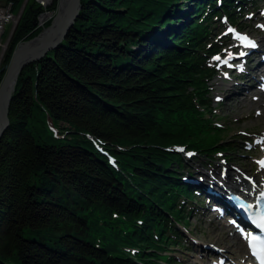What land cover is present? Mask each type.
<instances>
[{
  "label": "trees",
  "instance_id": "trees-1",
  "mask_svg": "<svg viewBox=\"0 0 264 264\" xmlns=\"http://www.w3.org/2000/svg\"><path fill=\"white\" fill-rule=\"evenodd\" d=\"M255 1L80 0L64 39L19 73L8 107L0 264H171L163 252L182 246L178 225L197 198L176 150L234 148L212 117L210 25L239 26ZM25 2L13 0L0 81L15 47L51 24L37 27L42 9Z\"/></svg>",
  "mask_w": 264,
  "mask_h": 264
},
{
  "label": "rangeland",
  "instance_id": "rangeland-1",
  "mask_svg": "<svg viewBox=\"0 0 264 264\" xmlns=\"http://www.w3.org/2000/svg\"><path fill=\"white\" fill-rule=\"evenodd\" d=\"M30 3L31 0H26L25 6ZM255 4L256 11L247 14L245 18H242L238 29L249 33L256 40H264V0H257ZM56 9L52 12L50 11L52 16L49 20L53 19ZM252 10L253 8L250 7L247 8L245 12ZM43 26L44 24L41 27L37 25V27L40 28H43ZM210 28H214L211 31L212 35L210 38L218 44L221 50L219 52L220 56L214 57L213 61L216 63L219 62L220 64V61L223 59H228L224 65H218L216 76L209 83L210 101L212 102L213 109L212 117L221 130V133L219 134L221 144L224 147L233 146L234 148L233 151H229L228 153L220 152L208 156L196 153L187 157L185 153H182L183 169L181 171V179L185 176L187 178L190 177L196 179L195 170L208 171L217 164L220 166L216 168V176H220L222 171L227 173L226 169L228 168L230 170V167V171L233 174H236L239 178H245L246 176L252 179L257 172H259L261 176H264V169L259 166L260 159H263L264 157V109L260 105H254L249 109L248 104L237 103L244 99L246 94L244 91L237 92L232 97L226 99V101H222L225 97L227 88L231 85H233L234 90H237L235 87L241 86L240 83L244 84L241 86V88H244L245 85L246 87H249L250 82L248 80H238L234 77L240 73L238 67L235 70L233 69V65H236L235 63L239 65L240 61L232 62L238 58L237 54L239 53V50L236 48L234 49L236 52H232L234 46H236V42L234 38H232V35L228 36L226 34V28H228L227 23L220 20H214L212 25H210ZM1 57L2 56H0V64L2 61ZM217 57L219 59H217ZM255 61H247L246 65L253 67ZM256 71L257 70H254V75L255 73H258ZM222 83H224V85ZM252 90L253 89H249L248 95L255 99L257 96L251 94L255 93L251 92ZM225 104L230 105L231 108L225 110L223 107ZM200 201H203V203ZM183 202L185 201L182 200L181 203ZM209 205H211L209 204V199L203 195H199V197L191 204H186L185 217L188 221L187 226H183L181 223L178 225L180 233L184 236L182 239V246H174L163 252L164 256L172 258L171 264H203L204 262L209 261L213 256V259L216 260V256L218 257L219 253L223 252L221 251V246L215 244V241H213L214 238L211 236V232H215V225L228 226L233 230L234 228L228 225L223 218L219 216L215 217V214L212 212ZM214 219H216V221ZM203 249L205 251H203ZM228 255L233 254L228 252ZM235 255L237 258V254ZM234 260H236L237 263L235 257ZM245 261L247 260H240V262H238L240 264H246ZM248 264L251 263L248 262Z\"/></svg>",
  "mask_w": 264,
  "mask_h": 264
},
{
  "label": "bare ground",
  "instance_id": "bare-ground-1",
  "mask_svg": "<svg viewBox=\"0 0 264 264\" xmlns=\"http://www.w3.org/2000/svg\"><path fill=\"white\" fill-rule=\"evenodd\" d=\"M46 7L48 8L52 3L53 0H46ZM58 3V1H57ZM21 9V8H20ZM70 9L67 10L66 15H68ZM48 16H52L51 14H48ZM42 22L46 20V18H41ZM52 21V20H51ZM67 33V32H66ZM65 37V36H64ZM53 40V31H51L50 29L46 32L43 33L42 38L40 40L39 43L41 44H48L50 42H52ZM264 40L259 39L257 41V45L260 49H262L264 47L263 45ZM249 50H247L245 53H247ZM250 66V65H249ZM247 66L246 62L243 63V65L240 68V73L236 76H234L235 78H241L239 80H249L250 81V85L251 88L253 89L251 92H255V93H251L256 95L257 97L255 99H253L252 97H249V87L247 88L246 85L244 88H241V86H243V83H240L241 86H237L235 88H237V90L233 89V85H231L229 88H227L226 93H225V97L223 98L222 101H226V99L232 97L233 95H235V93L237 92H246L245 97L242 101H238L237 103L239 104H248L249 109H251L254 105H260L262 106V108L264 109V92L262 91H257V86H260L259 83V79L258 77L254 76V67L252 66ZM1 82V81H0ZM224 85V83H222ZM235 86V85H234ZM225 110H229L231 108L230 105L225 104L224 106ZM264 156V155H263ZM264 158V157H263ZM262 160V159H261ZM260 160V161H261ZM264 161V160H262ZM220 165L217 164L215 165V167L207 170H200V171H196L195 174V178L194 182L196 184V186L198 187V185L203 186L205 188H209V191H214L217 192L218 195L216 194V196L212 195L209 196L210 201L215 204L216 202H219L220 200H222L221 198V194L224 192H227L228 190H233L235 192H238L241 196L243 197H248L250 194H257L259 195L262 191H264V176H261V174L259 172H257L255 174V177L248 178L245 176V178H239L237 177L236 174H233L230 170L227 168L226 171L227 173H225V175L223 177L221 176H216V168L219 167ZM224 170V169H223ZM241 186L246 187L245 190H240L239 188ZM218 215V214H216ZM216 221V219H214ZM233 229H231L228 226H220V225H215L214 226V231L215 232H211V236H213L215 241V244L221 246L223 252H220L219 255L220 257H229L227 262L229 264H240L239 262L236 263L235 259H249V253L248 250L244 244V242H242V240L237 236L236 231L234 230L232 232ZM203 251H205L203 249ZM227 252V255H226ZM228 252L233 254V255H228ZM237 254V258L236 255ZM233 257V258H232ZM231 258V259H230ZM249 262V261H247ZM248 264V263H246Z\"/></svg>",
  "mask_w": 264,
  "mask_h": 264
},
{
  "label": "water",
  "instance_id": "water-1",
  "mask_svg": "<svg viewBox=\"0 0 264 264\" xmlns=\"http://www.w3.org/2000/svg\"><path fill=\"white\" fill-rule=\"evenodd\" d=\"M25 3L22 7V10ZM70 9L68 15L67 10ZM80 0H58L57 9L49 27L43 29L31 40L19 43L11 56L5 74L0 82V138L8 127V107L16 90V81L23 68L38 61L46 52L57 47L77 18ZM53 31V40L48 44L39 43L44 32ZM4 69L1 68L0 72Z\"/></svg>",
  "mask_w": 264,
  "mask_h": 264
},
{
  "label": "built area",
  "instance_id": "built-area-1",
  "mask_svg": "<svg viewBox=\"0 0 264 264\" xmlns=\"http://www.w3.org/2000/svg\"><path fill=\"white\" fill-rule=\"evenodd\" d=\"M42 9L37 17V25L42 26L46 21L50 19L51 14L46 9V0H35ZM13 0H0V56L3 58L6 48L8 46L11 35L13 34L15 25L20 16V10L17 13L12 11ZM41 18H46L42 22ZM2 60V59H1Z\"/></svg>",
  "mask_w": 264,
  "mask_h": 264
},
{
  "label": "snow or ice",
  "instance_id": "snow-or-ice-1",
  "mask_svg": "<svg viewBox=\"0 0 264 264\" xmlns=\"http://www.w3.org/2000/svg\"><path fill=\"white\" fill-rule=\"evenodd\" d=\"M247 46H249V47H256V45L254 43H249ZM217 59H219V58L217 57ZM262 166H264V162H262ZM249 248L252 251V255L254 257H257L258 259H261V264H264V259L258 257L257 251L255 250V248H254V246H253V244H252L251 241L249 242Z\"/></svg>",
  "mask_w": 264,
  "mask_h": 264
}]
</instances>
